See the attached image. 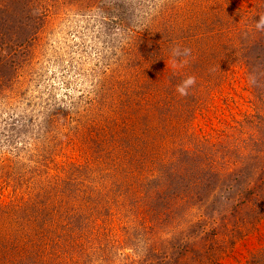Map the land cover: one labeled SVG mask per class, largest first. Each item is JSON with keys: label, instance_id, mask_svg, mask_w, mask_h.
Here are the masks:
<instances>
[{"label": "rangeland", "instance_id": "obj_1", "mask_svg": "<svg viewBox=\"0 0 264 264\" xmlns=\"http://www.w3.org/2000/svg\"><path fill=\"white\" fill-rule=\"evenodd\" d=\"M261 14L0 0V264H264Z\"/></svg>", "mask_w": 264, "mask_h": 264}, {"label": "clouds", "instance_id": "obj_2", "mask_svg": "<svg viewBox=\"0 0 264 264\" xmlns=\"http://www.w3.org/2000/svg\"><path fill=\"white\" fill-rule=\"evenodd\" d=\"M256 28L257 30H264V14L259 15V19L256 21ZM173 56L178 55V50L173 49ZM186 53L190 52V50L185 49L184 50ZM173 64L175 66V60L173 61ZM196 83V78L194 76H189L186 79L182 80V82L178 85H176V91L181 95V96H187L189 94L188 89L192 86H194Z\"/></svg>", "mask_w": 264, "mask_h": 264}]
</instances>
